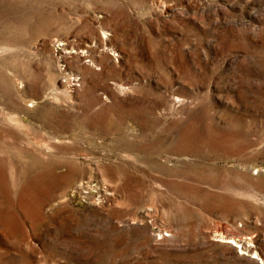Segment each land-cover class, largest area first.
<instances>
[{"label": "rangeland", "instance_id": "rangeland-1", "mask_svg": "<svg viewBox=\"0 0 264 264\" xmlns=\"http://www.w3.org/2000/svg\"><path fill=\"white\" fill-rule=\"evenodd\" d=\"M0 264H264V0H0Z\"/></svg>", "mask_w": 264, "mask_h": 264}]
</instances>
